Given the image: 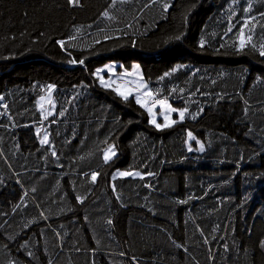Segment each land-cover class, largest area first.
<instances>
[{
    "label": "trees",
    "instance_id": "obj_1",
    "mask_svg": "<svg viewBox=\"0 0 264 264\" xmlns=\"http://www.w3.org/2000/svg\"><path fill=\"white\" fill-rule=\"evenodd\" d=\"M261 52L264 0H0V264H264ZM108 63L183 120L151 126Z\"/></svg>",
    "mask_w": 264,
    "mask_h": 264
},
{
    "label": "rangeland",
    "instance_id": "obj_2",
    "mask_svg": "<svg viewBox=\"0 0 264 264\" xmlns=\"http://www.w3.org/2000/svg\"><path fill=\"white\" fill-rule=\"evenodd\" d=\"M138 65H133L131 70L126 71L120 69V65L117 63H108L102 67H99L95 72L94 76L98 80V85L103 89L114 91L117 95L125 99L133 98L137 102V98L140 100L138 103L144 111L147 113L148 122L151 126L156 127L157 124L161 125L157 129H166L177 122H181L183 119L180 118L179 112L181 110L175 109L171 106L170 102L167 100H155L148 89L147 84L142 78L141 71ZM103 81V83L101 82ZM51 86V87H49ZM54 86L47 85L43 88L42 96L37 101V109L43 120L47 119L53 114L54 110ZM161 101L163 103H161ZM175 109V111H173ZM155 121V123H153ZM37 133L42 141L46 135L43 128H38ZM199 142V143H198ZM187 147L191 149L190 151L198 152L200 150V141L192 134L191 138L188 135ZM109 149H111L109 151ZM105 152H108L109 159L104 161L105 163H110V161L115 157L116 151L113 144H110ZM114 153V154H113ZM120 173L122 171H116L113 173L112 178H141L142 175L139 172H128L131 175L122 176ZM139 173L140 175H136Z\"/></svg>",
    "mask_w": 264,
    "mask_h": 264
},
{
    "label": "snow or ice",
    "instance_id": "obj_3",
    "mask_svg": "<svg viewBox=\"0 0 264 264\" xmlns=\"http://www.w3.org/2000/svg\"><path fill=\"white\" fill-rule=\"evenodd\" d=\"M73 2L78 3V0H73ZM164 7H165V9H167L168 5H164ZM176 39H180V37H176ZM249 39H251V37H249ZM201 46H203V42H201ZM261 55H264V52H261ZM81 63H82V61H81ZM165 75H167V73ZM101 82L103 83V81H101ZM49 87H51V86H49ZM125 99H127V96H125ZM137 103H140V100L138 98H137ZM161 103H163V102L161 101ZM141 106H143V105H141ZM173 111H175V109H173ZM185 111H187V109L179 112V116H180L181 119L184 118V112ZM60 114L63 115V113H60ZM153 123H155V121H153ZM156 127L157 128H160L161 125L157 124ZM188 135L191 138L192 134L191 133H188ZM47 141H48V137H47V135H45L44 138H43V140L41 141V143H47ZM203 147H204L203 144H200V150L201 151H203ZM110 150L111 149H109V151ZM189 150H191V149H189ZM108 159H109L108 152H105V160L107 161ZM120 175H122V176H128V175H131V173L124 172V173H120ZM136 175H140V174L139 173H136ZM92 179L95 180V174H93Z\"/></svg>",
    "mask_w": 264,
    "mask_h": 264
}]
</instances>
